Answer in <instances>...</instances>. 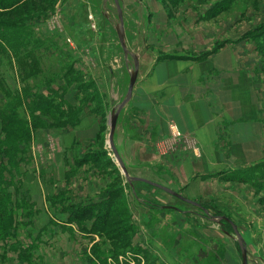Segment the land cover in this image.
<instances>
[{
	"label": "rangeland",
	"instance_id": "obj_1",
	"mask_svg": "<svg viewBox=\"0 0 264 264\" xmlns=\"http://www.w3.org/2000/svg\"><path fill=\"white\" fill-rule=\"evenodd\" d=\"M138 1L149 13L145 50L158 60L207 61L212 56L214 61L224 56L223 66L247 69L251 80L248 86L243 83L247 95L259 82L261 111L257 117L222 122L217 118L211 135L184 131L171 115L150 118L144 82L149 74L144 75V68L154 62L145 60L144 52L133 99L119 118L117 145L131 175L162 185L160 179L170 181V175H180L191 164L196 171L192 184L200 187L193 201L201 206L144 181L131 185L108 141L110 115L126 94L129 69L122 65L115 76L103 70L88 1L26 0L15 13L0 10L5 22L0 24V115L13 108L30 127L33 121L41 123L38 129L31 128L29 140L19 142L14 165L0 150L13 217L11 225L0 224V264H243L232 258L238 255L235 244L218 231L221 227L232 235L241 253L230 222L214 219L212 224L195 214L174 216L173 206L165 208L162 203L191 209L210 220L228 216L249 246L248 259L254 260L256 253L264 256V189L253 182L264 176V55L252 36L264 25V0H234L216 15L214 9L223 0ZM106 7L117 21L114 1L107 0ZM131 11L138 12L133 5ZM134 13L126 21L131 42L139 38L133 28L146 21ZM108 29L113 32L104 56L117 66L121 45L114 24ZM64 112L73 119L61 126L68 117ZM4 135L0 124L1 141ZM89 152L99 153L101 160L83 162ZM233 173L252 180L227 177ZM118 187L122 188L113 215L133 225L127 246L122 247V236L94 232L92 220L68 221L70 205L98 201L106 190ZM155 230L176 241V251L182 248L177 239L182 240L184 251L178 258L185 254L191 259L178 262Z\"/></svg>",
	"mask_w": 264,
	"mask_h": 264
},
{
	"label": "crops",
	"instance_id": "obj_2",
	"mask_svg": "<svg viewBox=\"0 0 264 264\" xmlns=\"http://www.w3.org/2000/svg\"><path fill=\"white\" fill-rule=\"evenodd\" d=\"M146 6L148 7V5ZM228 54H231V52H228ZM221 56L222 55H218L215 59L216 61L211 60L212 56H210L211 58L209 57L207 61H194L191 58L185 57L176 59H157L154 66H152L147 73V75H149L144 81L146 90L145 95H147V100L150 102L148 105L149 110L147 108L145 109L147 115L154 119H161L166 115L174 116L182 130L190 131L196 135H211V125L218 122L217 118L222 122L233 117H257L258 112L261 111L263 107L262 92L258 84L259 82H255L254 88L252 87V90L248 91L249 97L246 93L247 87H243V83L248 86V83L251 82L248 78L249 74L246 72L247 69L234 68L235 70H232L231 67L227 68L221 63H224V56ZM242 100L247 101V104L243 106ZM148 125L151 127V122L148 123ZM150 135H152V132H150ZM193 168L191 164H188L184 167V170L180 171V175L175 173V176L170 175V181L166 180L167 182H165L164 179H160V181L171 189L179 191L184 196L192 200L196 199L197 196H195L196 193L194 192L198 191L200 187L192 184V176L196 173L195 170L193 172ZM178 176L182 178L184 182L183 186ZM147 179L157 182V180L153 178L148 177ZM184 180H187V184H185ZM196 184L199 185V182ZM186 185L188 187L185 188V192L182 187ZM162 206L165 208L173 206L172 208L170 207V209L176 211L174 216H178L177 213L179 215L195 214V217L203 221L211 222L212 224L216 223L213 218L210 220L208 216L190 211L191 209L189 211L188 209H180L168 203H162ZM218 231L222 234L221 237L225 236L227 240H231L233 244L236 245V239L232 235L227 234L221 227L218 228ZM155 235L160 234L155 230ZM206 235L211 236L212 234H209L206 230ZM160 236L159 239L162 241L165 248L168 251H174L173 256L178 262H181V260L187 261L189 258L191 259V257L183 253V257H181V259L178 258V256L180 257L179 252L184 251L182 240L179 242L177 239L178 243L182 244V250L176 251L173 248L177 243L176 241L163 238V236H165L163 233H161ZM137 244L141 243L139 242ZM151 244L155 243L151 241ZM235 245L233 246V250L238 255L235 256L232 250L234 253V257L232 256V258L242 263V254ZM247 249L250 252L248 245ZM166 255H168V253ZM248 264H264V256L256 253L254 260H252V257L250 260L248 259Z\"/></svg>",
	"mask_w": 264,
	"mask_h": 264
},
{
	"label": "water",
	"instance_id": "obj_3",
	"mask_svg": "<svg viewBox=\"0 0 264 264\" xmlns=\"http://www.w3.org/2000/svg\"><path fill=\"white\" fill-rule=\"evenodd\" d=\"M86 1H88L89 10L91 13L90 15L93 17V23L95 25V30L92 31V34L96 36V40L98 41V44H99V51L101 48V51L103 52L100 54V59H101V63L103 66V70L107 71L108 75L115 76L116 72L119 71L122 65L124 66V68L129 69V81H128L127 91H126L124 98L116 105V107L113 109L110 115V120H109L110 132H109V137H108V141L112 148L113 154L116 157L119 165L121 166L125 176L127 177L131 185H133L134 181H144L151 185L164 189L165 191L171 193L172 195L182 200L193 203L197 206H201L200 203L195 202L185 197L184 195L171 189L170 187H167L165 185H162L160 183H157L155 181H152L150 179H147L141 176L131 175L126 159L123 156V153H121L117 145V129H118L117 127H118L119 118L121 114L123 113V110L130 104V102L133 99L134 88L141 75L142 59H143L144 52H145L144 59L150 61L151 65L153 64V62L155 63V61L157 60L156 54H153L145 50V47H147V34H148V27H149L148 11L146 10L144 6H142V2L138 0L137 1L136 0H113L114 9L117 13V21H115L116 22L115 23L114 21H112L113 19L111 18V15H109V10L105 9L107 0H86ZM137 2H139V4H137ZM132 5L135 7L136 10H138L140 14V18H143V17L146 18V21H144V25H137L135 28H133V30L134 29L136 30L135 31L136 35L139 36V38H135V42L130 41L127 29H126V25H127L126 21L129 19H132L133 13L135 12V11L134 12L131 11ZM140 5L143 7L145 12L147 11L146 12L147 15L144 16L143 12L140 10ZM138 12L134 13V17ZM112 24H114L115 31L117 32L118 41L121 45V48L118 49L119 54L117 56H119V64L117 66L113 65V63L111 62V59L105 58L106 51L110 46L109 35L111 34V32H113V31H110L111 29H108V27H110ZM133 30L131 29L130 31L131 34ZM142 47H144V49ZM151 67L152 66L144 68V75H146L149 72ZM206 211L209 214L208 210ZM213 219L215 220L224 219L231 223L238 237V240H239L243 264H248L247 245L245 243L244 238L242 237L241 233L239 232L237 228V224L233 222L228 216H224V215H221L218 218L214 217Z\"/></svg>",
	"mask_w": 264,
	"mask_h": 264
},
{
	"label": "trees",
	"instance_id": "obj_4",
	"mask_svg": "<svg viewBox=\"0 0 264 264\" xmlns=\"http://www.w3.org/2000/svg\"><path fill=\"white\" fill-rule=\"evenodd\" d=\"M234 0H223L219 3L214 9L213 15L218 14L219 12L225 10L231 2ZM26 0H0V10L7 14L15 13L21 6L25 4ZM23 18L19 19L22 20ZM5 23L1 20L0 24ZM11 24V23H10ZM253 38L257 41V47L259 51L264 55V25L259 26L253 31ZM52 103V102H51ZM51 103H48L49 105ZM50 111H47L49 113ZM64 116L65 115L64 112ZM70 119H73L72 115H69L67 119L61 121V126H65V124L69 123ZM0 124L4 135V140L0 142V150L4 156H8L10 158L11 165L15 164V160L17 158L16 152L19 147V142L21 139L29 140L31 135V128L38 129L41 123L39 121H33L32 126L30 127L27 123L23 122L19 113L16 109H9L7 112L0 115ZM101 160V156L99 153L89 152L87 153L82 161L83 162H99ZM259 166V165H258ZM5 168L6 166L2 163L0 165V224L10 225L12 224L13 217L10 215V203L12 199V194L9 191L8 183L5 180ZM256 168V166L254 167ZM253 169V168H252ZM239 173V172H238ZM228 175V178L232 176L234 178H238L244 181H251V177L239 175ZM257 176V178H259ZM263 181H253L255 185L259 188L264 189V176L262 175ZM119 188V189H118ZM117 189L106 190L104 194L101 196V199L98 201H90L86 203H79L70 205L68 210V221H76L79 223L86 222L88 220H92L93 231L98 233H108L110 237H123L124 244L123 246H127L129 240L132 238V229L133 225L125 221H120L122 218L117 219L113 214L115 211V207L119 204V196L122 187H118ZM9 217V220H8ZM123 220V219H122ZM7 231V230H5ZM228 231V230H227ZM106 233V234H107ZM127 244V245H126ZM133 264V263H126ZM136 264V263H134Z\"/></svg>",
	"mask_w": 264,
	"mask_h": 264
}]
</instances>
